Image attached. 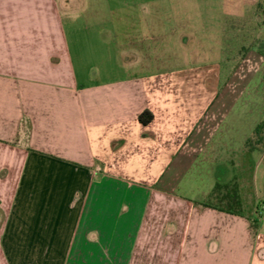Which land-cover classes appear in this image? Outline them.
Masks as SVG:
<instances>
[{
    "label": "crops",
    "instance_id": "0c3cea01",
    "mask_svg": "<svg viewBox=\"0 0 264 264\" xmlns=\"http://www.w3.org/2000/svg\"><path fill=\"white\" fill-rule=\"evenodd\" d=\"M82 1L0 0V264H264L250 219L199 206L213 188L170 186L173 166L223 156L198 69L141 71L169 52L152 47L150 14L107 42L111 14ZM107 46L119 54L108 67L138 72L96 78Z\"/></svg>",
    "mask_w": 264,
    "mask_h": 264
},
{
    "label": "rangeland",
    "instance_id": "374dc122",
    "mask_svg": "<svg viewBox=\"0 0 264 264\" xmlns=\"http://www.w3.org/2000/svg\"><path fill=\"white\" fill-rule=\"evenodd\" d=\"M87 1L93 3V0L82 2ZM97 1L100 12L111 14V19L106 17L107 21L99 28L106 32L104 41L107 42L111 41L112 31L121 34L128 30L143 29L144 24L135 18L141 12L150 14L151 20L143 23L152 32V47H168L169 52H153L152 62L141 71L175 74L198 69L201 74L202 95L212 94L210 114L218 130L214 133L212 142H218L215 151L223 156L216 157L215 161L214 155L210 156L213 165L204 162L208 157L200 154L202 164L191 163L179 170L178 166H173L170 175L183 176L170 186L177 190V195L190 194L196 198L213 188L216 177L223 182L234 178L238 185L242 215L250 219L252 224L250 237L253 248L258 246L260 250H264V240L255 238L258 234H264V228L260 229L258 223L264 222V212L261 211L264 207V147H258L259 153L248 152L244 148V143L250 138L255 126L264 118V58L255 52L247 54L243 62L233 70L241 58L237 55V49L233 51V47L239 45V39H236L238 36L246 38L243 40L242 52L248 45L250 47L257 42H264V0H146L145 6L141 5L143 0ZM91 7L93 6L90 4ZM231 8L241 14H231ZM89 27L90 30L94 28L91 25ZM231 35L234 37L233 42L237 44H232L230 48ZM106 50L97 56L102 57L96 61L99 62L96 70L93 69V72L99 74L96 78L103 79L112 72L121 76L138 72L108 67L111 62L115 66L119 65V54L112 46H107ZM74 63L76 71H80L79 60L75 59ZM254 219L256 222H252ZM257 251L255 250L256 254ZM137 256L131 264H147L144 255ZM113 263L110 260L102 262ZM120 264H128L125 263L124 253Z\"/></svg>",
    "mask_w": 264,
    "mask_h": 264
},
{
    "label": "trees",
    "instance_id": "16d2710c",
    "mask_svg": "<svg viewBox=\"0 0 264 264\" xmlns=\"http://www.w3.org/2000/svg\"><path fill=\"white\" fill-rule=\"evenodd\" d=\"M231 32L233 33V30ZM230 37L231 38L229 40L232 42H229V47L231 48L232 44L236 45L237 43H239V45L233 47V51L237 49V55H239L238 57H241L240 61L237 62L236 66L233 67V70L236 69L239 63H241L245 56L251 51H254L256 54L264 58V42H257L256 45H250V47L248 45L247 48H245V50L242 52L241 49H243V40H245L246 38H244L243 36H238L236 39H239V41L237 40V43H235L233 42L234 37L232 38V35ZM152 119L153 116L149 111H143L139 114L137 121L140 125L147 126L151 123ZM260 145L264 147V118L255 126L250 138L245 141L244 148L248 152L259 153L258 147ZM199 206L203 208L212 209L227 215L242 217L241 199L239 195L238 185L235 179L231 178L223 182L216 177L215 185L212 191L210 192L207 200L204 203L199 204ZM252 222H256V219Z\"/></svg>",
    "mask_w": 264,
    "mask_h": 264
},
{
    "label": "built area",
    "instance_id": "2783aa9c",
    "mask_svg": "<svg viewBox=\"0 0 264 264\" xmlns=\"http://www.w3.org/2000/svg\"><path fill=\"white\" fill-rule=\"evenodd\" d=\"M261 211L264 212V207L261 208Z\"/></svg>",
    "mask_w": 264,
    "mask_h": 264
}]
</instances>
